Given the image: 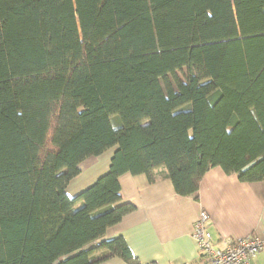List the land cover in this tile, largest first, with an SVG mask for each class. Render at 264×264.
Instances as JSON below:
<instances>
[{
    "label": "trees",
    "instance_id": "trees-1",
    "mask_svg": "<svg viewBox=\"0 0 264 264\" xmlns=\"http://www.w3.org/2000/svg\"><path fill=\"white\" fill-rule=\"evenodd\" d=\"M216 167L264 181V0H0V264H141L93 245L137 209L120 177L198 199Z\"/></svg>",
    "mask_w": 264,
    "mask_h": 264
},
{
    "label": "crops",
    "instance_id": "crops-1",
    "mask_svg": "<svg viewBox=\"0 0 264 264\" xmlns=\"http://www.w3.org/2000/svg\"><path fill=\"white\" fill-rule=\"evenodd\" d=\"M114 152L111 149L82 164V172L69 184V196L75 197L106 174ZM164 172L156 171L152 182L146 175L120 177L124 201L137 209L93 245L123 237L141 264H199L192 232L202 212L211 218L209 231L219 250L225 248L228 240L264 234V181L241 182L236 175L229 176L216 167L204 175L198 199H193L177 195ZM98 264L128 263L114 257ZM248 264H264V249Z\"/></svg>",
    "mask_w": 264,
    "mask_h": 264
},
{
    "label": "built area",
    "instance_id": "built-area-1",
    "mask_svg": "<svg viewBox=\"0 0 264 264\" xmlns=\"http://www.w3.org/2000/svg\"><path fill=\"white\" fill-rule=\"evenodd\" d=\"M211 218L202 212L195 221L192 237L199 252V264H248L249 260L264 249V234L228 240L225 248L214 247L209 231ZM190 264V263H187Z\"/></svg>",
    "mask_w": 264,
    "mask_h": 264
},
{
    "label": "rangeland",
    "instance_id": "rangeland-1",
    "mask_svg": "<svg viewBox=\"0 0 264 264\" xmlns=\"http://www.w3.org/2000/svg\"><path fill=\"white\" fill-rule=\"evenodd\" d=\"M183 75H184V74H181L180 76H182V77H183ZM184 76H185V75H184ZM182 77H181V79H184V78H182Z\"/></svg>",
    "mask_w": 264,
    "mask_h": 264
}]
</instances>
